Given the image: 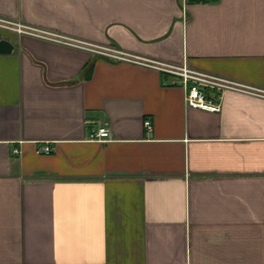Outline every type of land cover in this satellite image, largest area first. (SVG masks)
<instances>
[{
	"label": "crops",
	"instance_id": "0c3cea01",
	"mask_svg": "<svg viewBox=\"0 0 264 264\" xmlns=\"http://www.w3.org/2000/svg\"><path fill=\"white\" fill-rule=\"evenodd\" d=\"M0 20L137 59L0 27V264H264V0H0ZM142 59L237 87L193 108Z\"/></svg>",
	"mask_w": 264,
	"mask_h": 264
},
{
	"label": "built area",
	"instance_id": "2783aa9c",
	"mask_svg": "<svg viewBox=\"0 0 264 264\" xmlns=\"http://www.w3.org/2000/svg\"><path fill=\"white\" fill-rule=\"evenodd\" d=\"M189 1V0H187ZM0 27L11 30L20 35H29L41 39L52 40L59 43L67 44L74 47L85 48L96 50L91 44L87 42H82L69 37H64L57 33L51 32L49 30L39 29L36 27L27 26L22 23L0 20ZM103 51L102 54L118 60H134V56L128 55L115 48H100ZM100 52V51H98ZM140 59H138L139 61ZM137 61V59H135ZM142 63L148 66L155 67L160 71L173 75L182 80L183 86L187 89L186 102L189 106L193 108H200L209 111H219L220 110V95L214 93V91H220L224 88L237 87L232 82L219 78L208 73L192 69L188 65H173L168 63L157 62L148 59H142ZM145 127L147 130L151 131L153 129V123L150 119L145 121ZM111 137L110 131L105 126L98 129L97 131H92L90 134V139L95 141H107ZM52 148L50 146L41 147L38 150L40 154H50ZM14 153H19V150H14Z\"/></svg>",
	"mask_w": 264,
	"mask_h": 264
},
{
	"label": "water",
	"instance_id": "95a60500",
	"mask_svg": "<svg viewBox=\"0 0 264 264\" xmlns=\"http://www.w3.org/2000/svg\"><path fill=\"white\" fill-rule=\"evenodd\" d=\"M15 50L14 44L7 40V39H1L0 40V55L4 54H11Z\"/></svg>",
	"mask_w": 264,
	"mask_h": 264
},
{
	"label": "trees",
	"instance_id": "16d2710c",
	"mask_svg": "<svg viewBox=\"0 0 264 264\" xmlns=\"http://www.w3.org/2000/svg\"><path fill=\"white\" fill-rule=\"evenodd\" d=\"M189 1L194 3H201V2H214L216 0H189Z\"/></svg>",
	"mask_w": 264,
	"mask_h": 264
},
{
	"label": "rangeland",
	"instance_id": "374dc122",
	"mask_svg": "<svg viewBox=\"0 0 264 264\" xmlns=\"http://www.w3.org/2000/svg\"><path fill=\"white\" fill-rule=\"evenodd\" d=\"M97 50H98V51H100V52H101V51H103V50H102V49H100V48H97Z\"/></svg>",
	"mask_w": 264,
	"mask_h": 264
}]
</instances>
